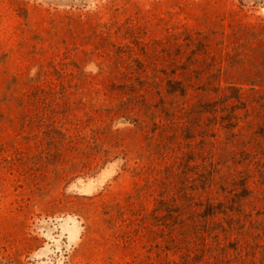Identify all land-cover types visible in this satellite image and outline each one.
<instances>
[{
	"label": "rangeland",
	"instance_id": "1",
	"mask_svg": "<svg viewBox=\"0 0 264 264\" xmlns=\"http://www.w3.org/2000/svg\"><path fill=\"white\" fill-rule=\"evenodd\" d=\"M0 264H264V0H0Z\"/></svg>",
	"mask_w": 264,
	"mask_h": 264
},
{
	"label": "trees",
	"instance_id": "2",
	"mask_svg": "<svg viewBox=\"0 0 264 264\" xmlns=\"http://www.w3.org/2000/svg\"><path fill=\"white\" fill-rule=\"evenodd\" d=\"M244 4V3H242ZM181 92H183V89H181ZM223 205L221 204H214L213 202L210 203L209 206L205 207L202 216L205 219H215L219 214L226 213V210L222 209Z\"/></svg>",
	"mask_w": 264,
	"mask_h": 264
}]
</instances>
